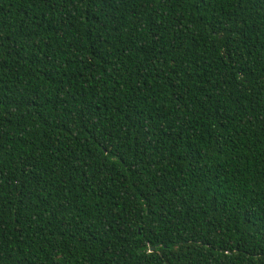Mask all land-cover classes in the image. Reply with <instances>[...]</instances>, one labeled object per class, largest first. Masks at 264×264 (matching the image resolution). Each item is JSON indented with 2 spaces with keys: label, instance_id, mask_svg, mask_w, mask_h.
<instances>
[{
  "label": "trees",
  "instance_id": "1",
  "mask_svg": "<svg viewBox=\"0 0 264 264\" xmlns=\"http://www.w3.org/2000/svg\"><path fill=\"white\" fill-rule=\"evenodd\" d=\"M0 264H264V0H0Z\"/></svg>",
  "mask_w": 264,
  "mask_h": 264
}]
</instances>
